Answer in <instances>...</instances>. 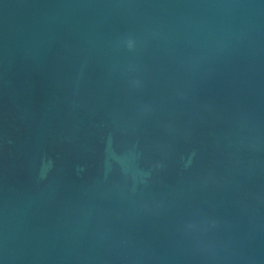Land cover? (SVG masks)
<instances>
[{"label":"water","instance_id":"obj_1","mask_svg":"<svg viewBox=\"0 0 264 264\" xmlns=\"http://www.w3.org/2000/svg\"><path fill=\"white\" fill-rule=\"evenodd\" d=\"M0 264H264V0H0Z\"/></svg>","mask_w":264,"mask_h":264}]
</instances>
